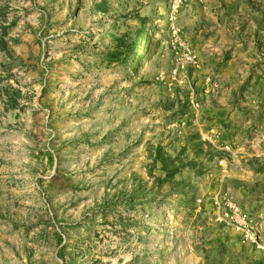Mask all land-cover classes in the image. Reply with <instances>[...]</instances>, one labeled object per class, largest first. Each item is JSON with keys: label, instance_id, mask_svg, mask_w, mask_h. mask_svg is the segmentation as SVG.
<instances>
[{"label": "rangeland", "instance_id": "obj_1", "mask_svg": "<svg viewBox=\"0 0 264 264\" xmlns=\"http://www.w3.org/2000/svg\"><path fill=\"white\" fill-rule=\"evenodd\" d=\"M0 264H264V0H0Z\"/></svg>", "mask_w": 264, "mask_h": 264}]
</instances>
